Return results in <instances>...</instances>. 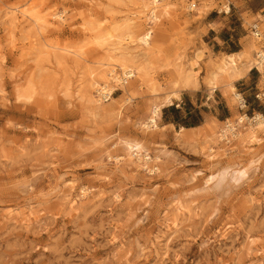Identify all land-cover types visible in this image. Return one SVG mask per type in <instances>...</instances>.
Masks as SVG:
<instances>
[{
	"label": "rangeland",
	"instance_id": "374dc122",
	"mask_svg": "<svg viewBox=\"0 0 264 264\" xmlns=\"http://www.w3.org/2000/svg\"><path fill=\"white\" fill-rule=\"evenodd\" d=\"M151 1L0 0V264H264V0Z\"/></svg>",
	"mask_w": 264,
	"mask_h": 264
},
{
	"label": "bare ground",
	"instance_id": "6f19581e",
	"mask_svg": "<svg viewBox=\"0 0 264 264\" xmlns=\"http://www.w3.org/2000/svg\"><path fill=\"white\" fill-rule=\"evenodd\" d=\"M85 1L87 3H90L92 0H85ZM159 1L160 0H152L151 3H150V5L153 6V11L151 13H153L154 21H158L162 16H164L165 14H167L166 12H157ZM147 7H148V5H143L142 6V8L144 10L147 9ZM153 17H152V19H153ZM258 27H259V25H258ZM150 34H151V31L150 30L149 31H144V32H142L140 34V36H139L138 39L141 40L143 43H145L147 46H149L150 45L149 39H150V36H151ZM262 38L264 39V34H263ZM252 53H254L255 55L253 56ZM242 57H244V59H247V62H246L247 64L244 63L246 65V67H245L244 64H242V65H244L245 68H243L242 66H238L237 65L238 64V61H240V59ZM198 58H199V56H198ZM263 62H264V50L259 49L256 46L255 41L249 42V43H247L244 46L243 49H241V51L236 52V53H231V54H225L224 55V57L220 61L219 66L217 67V71L218 72H215L213 74L212 80H215V78H217L216 76H218L219 74H227L228 76H231V77H235V76L241 75L243 72L246 71L247 68H249V66L256 65V66H259L260 67V66H262ZM240 67H242L243 69H240ZM119 69L122 70V74H123L122 76H124L125 81L128 78H131L132 76H134V73H133L134 72V69L132 67L128 66L126 63H123V64L119 65ZM116 81H119L118 77H116ZM104 88H105V86L99 88L98 91L100 92V95L102 96V98L105 99L104 101L107 102L108 100H110V96L108 97V94L109 93H107V90L105 92L104 91ZM230 89H231V93L233 94V96L236 97L237 100H239L240 99V96L234 90L235 88L233 86H230ZM172 95H176V94H172ZM236 98H235V100H236ZM100 100H103V99H100ZM167 102L170 103V99L169 98H167ZM238 102L240 104V107H243L242 101L239 100ZM159 108H160V105H158V104L155 105V106H151V108H150V117L148 119V123L150 124V126L149 125H146V128L152 127V126H156L155 119L159 116ZM244 118H246V116L245 115H242V116H239L237 118V122L236 121L234 123H227L226 122L224 124V127L222 129H220V131H221L220 134H218L217 136H221L220 138H223V137L226 136L227 133H229L230 135L237 137L238 135H240V133L239 132L234 133V131L237 129L236 126H238L239 124H241ZM251 123H253V126L250 127V131L248 133V136H246L248 139L246 138L247 140L246 139L243 140L242 141V145H244V143L248 145V144H251V143H254V142L258 141L259 139H258V136L256 135V133H257V131L264 129V118L259 113L256 114V117L255 118H253L251 120H248V125L242 127V129H245ZM201 128H202V125H198V126L189 127V128L182 127L181 130H184V129L200 130ZM245 135H246V133H245ZM131 147H132V149L133 148L136 149L139 146L135 143V144H132ZM208 151L211 152L212 151V148L208 147ZM134 155L136 156L137 153L134 154ZM130 156H132V153H130ZM208 157L211 160H214L216 158V155H211L210 154ZM251 161L252 160H250V162ZM221 175H224V173L223 174L220 173L219 176L221 177ZM212 178H214V177L211 176V178H209V179L212 180Z\"/></svg>",
	"mask_w": 264,
	"mask_h": 264
},
{
	"label": "built area",
	"instance_id": "2783aa9c",
	"mask_svg": "<svg viewBox=\"0 0 264 264\" xmlns=\"http://www.w3.org/2000/svg\"><path fill=\"white\" fill-rule=\"evenodd\" d=\"M258 25H259V23H258L257 21H255V22H253V23L251 24V26H250L251 34H252V36H254L255 38H259L260 35H261V33L259 32V27H258ZM260 94H261V96L264 95V93H259V94L257 95L258 98H261ZM236 130H237V129H236ZM236 130H235V131H236ZM235 131H234V133H236Z\"/></svg>",
	"mask_w": 264,
	"mask_h": 264
},
{
	"label": "trees",
	"instance_id": "16d2710c",
	"mask_svg": "<svg viewBox=\"0 0 264 264\" xmlns=\"http://www.w3.org/2000/svg\"><path fill=\"white\" fill-rule=\"evenodd\" d=\"M185 122V126L186 127H194V126H198L199 124H197V122L195 120H191L190 122L187 123V121Z\"/></svg>",
	"mask_w": 264,
	"mask_h": 264
},
{
	"label": "crops",
	"instance_id": "0c3cea01",
	"mask_svg": "<svg viewBox=\"0 0 264 264\" xmlns=\"http://www.w3.org/2000/svg\"><path fill=\"white\" fill-rule=\"evenodd\" d=\"M239 51H240V50H239ZM239 51H238V52H239ZM236 52H237V51H236ZM242 58H243V57H242ZM242 58H241V59H242ZM248 73H249V72H247V73L245 74V76L248 75Z\"/></svg>",
	"mask_w": 264,
	"mask_h": 264
}]
</instances>
